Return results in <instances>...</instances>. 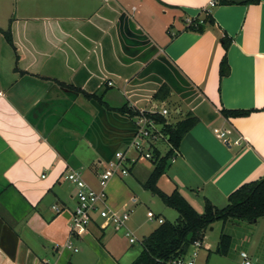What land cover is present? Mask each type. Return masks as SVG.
Listing matches in <instances>:
<instances>
[{"label": "crops", "instance_id": "1", "mask_svg": "<svg viewBox=\"0 0 264 264\" xmlns=\"http://www.w3.org/2000/svg\"><path fill=\"white\" fill-rule=\"evenodd\" d=\"M244 1L0 0V264H87L85 256L67 247L71 237L61 249L68 240L69 217L63 212L73 217L70 205L77 204V189L66 174L84 171V180L98 189L115 152L137 156L128 150L135 122L116 112L124 106L167 109L170 125L191 112L199 118L158 183L166 194L177 190L196 211H204L206 199L222 209L229 195L264 177V0ZM207 12L214 25L202 34L187 30ZM224 36L232 40L231 73L221 79ZM164 84L171 88L169 98L149 101ZM69 90L104 93L110 110L77 97L81 111L70 118ZM222 109L251 114L228 119ZM81 117H91V124ZM68 119L88 130L73 132ZM215 129L230 131L228 140L218 138ZM162 143L165 154L170 149L165 141L154 150L163 154ZM153 169L152 160L140 158L127 177L112 179L107 191L114 200L107 204L114 209L130 200L137 204L139 186L145 194L143 183ZM170 210L157 207L146 217L175 223ZM132 220L128 226L136 236L144 225ZM99 223L95 217L87 231L98 229L102 240L110 230H101ZM111 232L110 240L118 231ZM205 239L199 253L207 251L204 264H211L218 245L212 250ZM252 252L264 259L260 245Z\"/></svg>", "mask_w": 264, "mask_h": 264}, {"label": "trees", "instance_id": "2", "mask_svg": "<svg viewBox=\"0 0 264 264\" xmlns=\"http://www.w3.org/2000/svg\"><path fill=\"white\" fill-rule=\"evenodd\" d=\"M260 0H246L242 4H258ZM222 4H234L229 1H222ZM215 21L208 12L203 21L193 20L187 30L197 33H204L207 25H214ZM10 44V38H7ZM222 46L226 52L221 63L219 74L223 79L230 75L227 52L232 44V40L224 36L221 39ZM90 101H95L103 108L105 94L83 93ZM171 94L170 86L162 85L154 95V99L165 101ZM107 110V107H105ZM122 115L131 119L139 115V111H133L128 106L117 109ZM251 111L222 109L221 115L225 118H245ZM146 115L163 126V133L167 136L170 149L161 154L158 150H153L152 163L154 169L148 179L143 183L144 190L159 198L162 203L175 210L179 217L175 223L164 221L149 236L142 241V251L131 264H166L173 258L185 257L189 254L192 245L199 241L203 243L207 232L218 222L225 228L230 221L256 223L264 218V177L241 186L228 197V205L222 209L215 207L210 201L205 200L203 214H199L180 194L175 190L172 194L164 193L158 186L159 180L166 174L176 153L179 151L185 135L197 124L199 118L192 112L182 121L175 125H169L167 120L159 114L146 113ZM233 246V238L223 234L220 242L214 251L215 255L227 257Z\"/></svg>", "mask_w": 264, "mask_h": 264}, {"label": "built area", "instance_id": "3", "mask_svg": "<svg viewBox=\"0 0 264 264\" xmlns=\"http://www.w3.org/2000/svg\"><path fill=\"white\" fill-rule=\"evenodd\" d=\"M104 1L108 3L111 0ZM215 6L216 2L211 1L209 7L213 8ZM137 111H139V115L132 119L135 122L136 135L128 148L129 151L131 149L134 150L137 156H130L128 151H117L112 159L105 164L106 167L99 176L98 189H94L88 185L79 171L72 170L66 174V180L72 183L77 189V207L73 213L71 237L80 236L81 233L86 232L95 217H97L101 220L99 223L101 230L106 231L113 228L118 232L123 231L131 245L139 242L128 226L131 212L114 210L107 207V188L115 177H127L130 170L138 163L140 158L152 160V152L158 142L165 141L169 145L168 138L162 131L163 126L146 115V113L159 114L165 118L169 114V111L167 109H163L161 112ZM214 133L218 138L225 141L228 140L231 134L230 131H222L220 129H215ZM53 209L56 213H61L62 211L59 206H55ZM149 216L152 221L156 220L154 215L150 214ZM158 222L162 224L164 221L158 219ZM67 247L72 248L70 241L67 243ZM201 247L202 243L197 241L191 247L194 249L192 254L189 252L185 257L173 258L166 264H197ZM240 258L242 259V264H260L258 261L252 260L247 252H241Z\"/></svg>", "mask_w": 264, "mask_h": 264}, {"label": "rangeland", "instance_id": "4", "mask_svg": "<svg viewBox=\"0 0 264 264\" xmlns=\"http://www.w3.org/2000/svg\"><path fill=\"white\" fill-rule=\"evenodd\" d=\"M176 101L177 100H173L172 103L168 104L169 110L172 111L176 108ZM183 110L185 111V107H183ZM163 144L164 143H162L160 147L161 152L164 154V152L167 150V147H165L166 144ZM81 173L84 174V171ZM120 185L124 186V182L121 181ZM141 189L142 187L139 186V191L137 193L138 203L135 204L133 203V200H130L127 203V206H123L121 209H114L108 205L111 203V200H114V198H112L111 193L107 191V206L109 208L114 210H126L130 211L131 213L132 210H134V214H131V217L133 219L132 221L137 219V222H141V224L144 225V227L141 228L142 230L136 233V238L139 240V242L134 245H131L129 243L128 238L124 237L125 233L123 231H119L116 236L110 240L109 237L112 234L111 230L114 231L113 228L109 229L110 231L105 234V237H103L102 240L100 238L102 237L103 233L98 229H95L93 232H83L80 234L79 237H71V225L73 217L70 216L71 214L69 210H65L63 212V215L69 217L67 236L68 240L66 239L67 241H65V243L61 245V249L64 248L65 244L69 241L71 237V243L74 245H72V248L70 249L71 252H73L76 256H85L84 261H86L87 264H131L141 253L142 241L144 240V238L148 236V233L152 228L158 226V222H149L148 218L146 217L147 212L149 210L155 212L157 207H165L162 201L159 198L154 197L150 192L145 191V194L141 195ZM151 199H154V204L152 203ZM70 207H75L74 209H76L77 204L75 203L73 205L71 203ZM170 211L173 213L175 218H178L179 215L177 214V212H175L174 210ZM197 212L199 214L204 213V211L202 210ZM97 220L99 222L101 221L99 218H97ZM175 220L176 219H172L171 222H174ZM211 229L206 234L205 243L206 245L210 244L212 250H215L223 234L230 235L233 238V246L230 254L227 257H221L218 255L213 256L211 264H242V259L240 258L241 250H245V252L249 254L252 260L258 261L260 264H264V259H257L252 252L253 246H256L257 244L260 245L261 251L264 252V218L259 219L254 224H250L248 222L230 221L226 224L225 228L221 222H218ZM248 239L250 240V242H253L251 245L249 242L246 243ZM75 249H77L76 252ZM192 253L193 249L191 250V254ZM206 254L207 251H205L204 249L201 251V253H199V256L197 258V264L205 263Z\"/></svg>", "mask_w": 264, "mask_h": 264}, {"label": "water", "instance_id": "5", "mask_svg": "<svg viewBox=\"0 0 264 264\" xmlns=\"http://www.w3.org/2000/svg\"><path fill=\"white\" fill-rule=\"evenodd\" d=\"M7 44H8V42H7ZM18 55V54H17ZM15 58H17V57H15ZM168 83V82H167ZM133 84V83H132ZM168 85H170L169 83H168ZM133 86V85H132ZM171 86V85H170ZM172 87V86H171ZM135 88V87H134ZM160 87H158L157 88V90L159 89ZM137 89H139V87H137ZM128 90V89H127ZM157 90L154 92V93H151V94H153L152 95V97H149L148 98V100L150 101L152 98H154V95H155V93L157 92ZM69 92V94H72L71 96H70V98H69V100L67 101L68 102V105H69V110H70V113H69V117L71 118V114H74V112L77 110V111H81V109L79 108L80 107V105H79V103L77 102V97L79 98L80 97V99H84L86 102H91L90 100H88L86 97H85V95L84 94H82V93H80V92H78V91H76V90H69L68 91ZM148 95V94H147ZM181 99H183L182 97H181ZM95 102V101H94ZM95 104H97V105H99L97 102H95ZM101 106V105H100ZM102 107V106H101ZM103 108V107H102ZM145 108V106H143V107H140V109H144ZM86 113V112H85ZM82 119H84L83 121L84 122H86V124H91V117H90V119H88L87 117H81ZM80 118V119H81ZM76 119V118H75ZM80 119H76L77 121H80ZM67 121H70V119H68ZM73 121H74V119H73ZM75 123V124H74ZM74 123H72L71 121H70V124H73V125H75V126H72V125H70V130H72L73 132H77L78 134H80V132L81 131H83V132H85L86 130H88V129H86L87 128V125L85 126V127H82V126H84V125H81V124H79V123H77V122H75L74 121ZM69 124V123H68ZM116 153V152H115ZM114 153V154H115ZM111 160V159H110ZM110 160H108L107 162H109ZM211 230H213V229H211Z\"/></svg>", "mask_w": 264, "mask_h": 264}]
</instances>
